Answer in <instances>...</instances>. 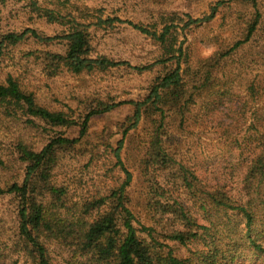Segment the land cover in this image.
<instances>
[{
  "label": "trees",
  "instance_id": "trees-1",
  "mask_svg": "<svg viewBox=\"0 0 264 264\" xmlns=\"http://www.w3.org/2000/svg\"><path fill=\"white\" fill-rule=\"evenodd\" d=\"M121 1L158 11L161 27L103 15L54 36L0 25V128L12 134L0 264H264V0L188 14L182 29L221 21L206 56L173 36L169 0ZM117 22L160 53L115 52L128 46ZM26 41L44 46L16 55ZM67 74L66 100L43 99L34 78ZM127 104L116 131H91Z\"/></svg>",
  "mask_w": 264,
  "mask_h": 264
},
{
  "label": "rangeland",
  "instance_id": "rangeland-1",
  "mask_svg": "<svg viewBox=\"0 0 264 264\" xmlns=\"http://www.w3.org/2000/svg\"><path fill=\"white\" fill-rule=\"evenodd\" d=\"M219 0H169L165 4V8L176 11L180 15V19L174 23L180 25V28H175L173 36L178 39V43H184L185 47L190 49L193 55L206 56L214 50V43L206 41L208 35L219 31L220 23L218 22L209 26L194 25L189 29H182L188 21V14L194 17H202L210 13L211 8ZM33 2L38 3V8L33 6ZM139 3H124L121 0H25V3H18L13 0H0V25L4 24L12 29L24 30L26 28H37L41 33L47 35L63 34L70 30L73 25V19L76 18L79 22L84 24H92L98 21V16L103 15L104 18H115L116 16L124 19H131L139 23H160L163 21L159 18L158 11H148L145 5L138 10H134L130 5H138ZM103 11V13H99ZM54 13L62 19L52 20L47 15ZM171 23V22H169ZM117 28L121 29L120 35H123L127 40L128 46L114 49L115 52L125 50L126 55L130 57L133 63L151 61L160 53V47L148 35L137 31L132 25L128 23H116ZM162 28H160L161 31ZM93 31L98 34H103L105 28L93 27ZM124 39V41H125ZM117 40H115V43ZM44 45H38L33 41H26L24 45L17 48L16 55L22 50L33 49L34 47L41 48ZM43 48V47H42ZM11 67V66H9ZM21 67L25 68V65ZM18 71L19 68H18ZM70 75L61 76L55 80L47 79L45 76L38 75L35 77V87L39 90L43 99L54 101L56 99L61 101L66 100L65 93L67 89V82ZM63 93V94H62ZM133 106L127 104L120 106L118 109L110 114L98 116L92 121V130L96 132L102 131L104 127L116 131V126L120 121H123L126 116L132 111ZM81 132V127L76 126L68 132L71 137H78ZM12 134L4 128H0V149L2 143L11 139ZM1 151V150H0ZM8 222L6 213L0 214V226H4Z\"/></svg>",
  "mask_w": 264,
  "mask_h": 264
}]
</instances>
